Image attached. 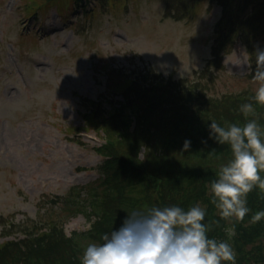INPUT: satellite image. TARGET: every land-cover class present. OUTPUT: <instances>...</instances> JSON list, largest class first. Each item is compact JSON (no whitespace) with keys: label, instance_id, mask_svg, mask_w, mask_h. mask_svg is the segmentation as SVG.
Segmentation results:
<instances>
[{"label":"rangeland","instance_id":"rangeland-1","mask_svg":"<svg viewBox=\"0 0 264 264\" xmlns=\"http://www.w3.org/2000/svg\"><path fill=\"white\" fill-rule=\"evenodd\" d=\"M62 1L32 20L23 0H0V243L3 218L31 223L56 216L51 207L60 205L71 186L98 178L101 158L94 146L99 142L90 138L93 132L76 128L84 124L82 112L98 101L109 108L125 101L129 86L123 97L115 96L116 81L138 74L134 91L140 73L161 71L163 79L190 78V86L218 98L219 105L230 95L238 99L255 91V57L242 56L244 43L224 44L220 62L212 58L208 66L218 50L215 34L211 49L221 14L217 1L203 0L179 19L167 16L168 0H105L86 14L74 0ZM72 17L76 22L69 26ZM38 20L34 31L44 37L26 35ZM255 41L264 43V37ZM119 121L116 117L112 124ZM60 215L68 234L88 226L82 214ZM254 244L263 245L258 259L264 264V236Z\"/></svg>","mask_w":264,"mask_h":264},{"label":"trees","instance_id":"trees-1","mask_svg":"<svg viewBox=\"0 0 264 264\" xmlns=\"http://www.w3.org/2000/svg\"><path fill=\"white\" fill-rule=\"evenodd\" d=\"M202 1L168 0L165 12L179 19ZM214 1L222 7L214 29L218 47L214 58L220 62L224 44L244 43L249 53H254L257 47L264 48V43L255 41L264 37V0ZM74 2L79 6L86 0ZM26 3L29 8H48L52 4L60 6L63 1L28 0ZM252 66L254 70L255 63ZM152 75V79L139 78L134 91L136 81L123 78L115 83L122 90L128 85L129 93L109 117L104 116L95 123L98 127L105 125L109 133L120 134L113 146L101 149L113 155V159L102 166L96 182L86 187L74 186L63 194L60 205L51 207L58 211L56 216L48 215L31 223L6 224V233L16 229L26 236L0 245V264H82L80 257L89 242H101L103 234L119 229L129 213L146 212L153 206L179 204L187 208L199 201L208 208L206 220H220L219 224H213L210 235L227 238L223 228L228 221L216 216L208 187L220 166L230 159L231 150L209 135L208 125L210 119L222 125L225 121L243 123L240 105L256 104L254 91H247L246 96L238 99L230 95L227 103L219 105L218 98L211 99L198 85L192 87L184 79H163L158 72ZM256 109L255 118L264 124V105L256 104ZM116 117L120 121L113 125ZM133 121L136 122L134 129L131 128ZM185 140L191 142L188 148L184 146ZM141 147L144 148L142 156ZM248 205L253 211L264 208V190L254 188L248 194ZM63 212H68L70 218L84 213L90 227L67 236L60 215ZM250 215L236 223V235L231 241L237 253L236 264L262 263L258 257L263 245L254 243L264 236V219L251 223ZM256 250H260L259 255H253Z\"/></svg>","mask_w":264,"mask_h":264},{"label":"clouds","instance_id":"clouds-1","mask_svg":"<svg viewBox=\"0 0 264 264\" xmlns=\"http://www.w3.org/2000/svg\"><path fill=\"white\" fill-rule=\"evenodd\" d=\"M256 82L253 100L264 105V48L254 53ZM249 71H252L249 64ZM256 104L240 105L244 122L222 125L210 119L209 135L219 144L230 147V159L209 182L208 195L216 216L228 221L223 228L227 238L210 235L219 219L209 218L208 208L199 201L182 207L179 204L153 206L146 212H132L117 230L105 232L101 242H89L80 257L82 264H236L237 253L231 242L236 223H257L264 219V208L253 211L248 194L258 187L264 190V124L255 118ZM185 140V148L190 146ZM246 226V225H245Z\"/></svg>","mask_w":264,"mask_h":264}]
</instances>
